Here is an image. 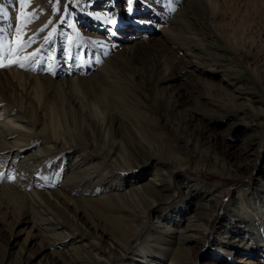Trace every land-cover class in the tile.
<instances>
[{
    "label": "rangeland",
    "instance_id": "obj_1",
    "mask_svg": "<svg viewBox=\"0 0 264 264\" xmlns=\"http://www.w3.org/2000/svg\"><path fill=\"white\" fill-rule=\"evenodd\" d=\"M173 18L198 34V51L187 49L170 30ZM239 50L251 84L228 71L239 69ZM0 62L10 65L0 67V125L26 127L29 136L17 151L9 145L0 153V186L14 193L0 192V264H77L70 243L108 249L115 246L112 239L123 249L111 256V264L121 255L114 264H147L154 260L137 257L147 251L162 255L167 245L157 235L147 236L146 226L159 214L182 208L180 224L187 222L195 206L209 203L211 188L224 197L203 241L190 244L191 262L264 264L261 246L231 257L216 248L222 225H239L226 217L230 201L239 190L264 186V0H0ZM105 62L113 65L106 82L87 83L97 80ZM64 71L81 79L79 88L59 83L65 82ZM31 74L38 84L29 90ZM161 107L172 109L166 116ZM114 120L120 121L118 128ZM18 139L15 132L7 141ZM113 144H120L125 160H131L132 146L145 145L172 149L171 158L177 159L173 200L155 203L141 219L143 231L131 235L123 227L129 220L123 226L113 220L119 209L97 207L116 175L104 169L93 174L77 185L75 196L59 187L75 159L83 169L99 162L83 157L85 145L99 151ZM42 145L49 152L34 176L15 167ZM238 163L247 165L235 171ZM136 171L119 184L118 193L128 196L131 186L151 178L143 171L135 179ZM183 178L193 188L189 203L180 187ZM129 203L128 211L141 212L134 200ZM32 210L38 213L33 220ZM169 218L164 223L170 226L178 220ZM43 219L58 225L53 233L70 234L72 241L53 244L51 233L35 225ZM127 248L137 256H125Z\"/></svg>",
    "mask_w": 264,
    "mask_h": 264
},
{
    "label": "bare ground",
    "instance_id": "obj_2",
    "mask_svg": "<svg viewBox=\"0 0 264 264\" xmlns=\"http://www.w3.org/2000/svg\"><path fill=\"white\" fill-rule=\"evenodd\" d=\"M181 23L182 22L179 19L173 18L169 25L170 30L174 31L177 34V37L180 38L182 44H184L187 49H190L191 51H198L200 46L199 42L201 40L200 37L198 36V34H196L195 31L180 26ZM219 49L231 55L234 54V52H232L229 48L219 47ZM237 54L238 55L235 56L239 69L235 71L228 69V71L239 73V79L242 78V81L251 84L252 81L249 78L245 77V75L243 74V70H241L244 67L241 64L243 52L239 50ZM112 68L113 65L110 62L106 63L103 66L101 73L95 77V79L97 80H90L87 81V83L91 81L93 83H105V72H110L111 70H113ZM114 71L116 72V70ZM64 72V75L67 76L66 79L64 78L65 82L60 81L59 83L62 85L66 84L67 86H72L73 88H79L81 79L79 77L72 78L70 74L66 73V71ZM27 77V88L31 90V86L38 84V79L35 75L32 74L28 75ZM247 92L248 94H251L249 91ZM171 109V107L170 109L166 107L164 109L162 108L161 110L167 116L170 112L169 110ZM7 123L1 121L2 125H0V153L2 152L3 148H6L9 145L11 146L13 152L17 151V149L20 148L29 137L25 133V131H28V129L26 127H23L24 125H22L21 127L25 128L26 130L22 131L20 128L13 129L9 127V124ZM113 123L114 126H116L117 128L119 124H121L119 120H114ZM15 132L20 137H22V139H18L14 142H8L7 140L10 138V135ZM119 138L122 142H125L124 137L119 135ZM146 140L149 141L150 138ZM75 147L82 148L83 145H78ZM48 148L49 147L42 145L41 148H39L37 151L27 155L24 161H20L16 164L15 162H13L14 158L11 159L10 165H12L11 167H14L13 165L16 164L15 167L19 169V171L25 172L32 177L38 171H40V165L44 162L45 158L48 155ZM84 148L86 152L83 154V157L91 156L92 158L98 159L99 162L91 164L89 167L83 169L84 163H80L78 160L75 159L71 163L69 174L63 180L59 187L62 191H65L75 196L77 185L85 183L86 181H90L93 177V174L99 173L104 169L109 171L111 175H116V178L113 179L112 184H110L106 190L107 194L100 198L97 207L100 206L103 208L104 205L107 207L110 206L119 209L120 214L113 220L119 226H123L122 223L128 224L127 220L131 222V225L123 226L124 230L127 233L126 235H128L129 233L130 235L134 234L135 232L140 231V229L141 231H143L146 224L144 222H141V219L147 216V214L153 208L155 203L168 204L173 200L174 195L172 193L171 181L174 175V169H176L175 164L177 162V159H172V149H166L163 146L157 145H145L141 147L138 146V148L136 146H132L131 149L133 154L130 153V158H128L131 160H125V157H123L121 154L122 149L120 148V144H113L111 145V148H102L99 151H95L93 148L87 145H85ZM246 165L247 164L238 163L234 166V169L235 171H238L242 168H245ZM89 169L90 171L89 173H87ZM136 169L140 172L138 173V176L135 177V179L137 177H141V172L143 171L150 172L149 176L151 178L145 182H140L139 186H131L128 191V196H125V194L123 195L118 193L119 184L124 182L125 179L129 178L128 176L132 172H135ZM55 177L56 176H54V178ZM156 181L158 182V185H156ZM190 183L191 181L188 178H183V185L180 186L183 189V199L186 200L188 203L192 197L191 192L193 190ZM18 185V187L25 188L23 184ZM62 191L55 190L53 191V193L57 195V198H61L63 197L61 193ZM211 191L212 188L211 190L207 191L208 194L211 193L209 195L211 197L209 203L207 204L206 202H204L195 206V208L197 209L191 212V218L187 220V222L184 221L180 224L179 218L183 213V208L180 210L177 209L176 211L172 210L166 213L159 214L156 217L155 222L149 226H146L145 230L147 232V236L149 237L152 235H157L161 237L164 240L163 243L167 245V248H161L163 249L162 255L151 253L150 251H147L148 253H142L139 251V253H142V256H138L137 258L143 260L144 262H146V258L148 257L154 260L146 262L147 264H156V262H160L161 264L163 262H165V264H193L190 258V244L196 241H203V232L206 230L209 223L211 222L213 214L221 206V201L224 197L220 192L217 193L216 191H214L217 193L216 195H214ZM0 192L2 194L14 196L12 188H10L8 185L0 186ZM29 197L36 201H39V199H37L35 193L33 192L30 193ZM131 199L135 201V204L141 207L142 210L140 213L127 210L128 207L126 206L130 204L129 200ZM90 205L92 206V203H90ZM105 215L106 214L103 213L104 218H108V216ZM35 216H38V213L37 211L32 210L29 213L30 219L33 220ZM169 217H172L174 219L178 218V220H175L173 226L168 225V223H164L165 221H169L171 219ZM226 217L231 218L234 223H238L239 225H237L238 228L237 226H233L229 223H225L224 225H222V231L219 235L220 239L216 247L219 252H221L225 256L231 257L232 254H234L239 249L253 251L254 249L260 246L264 248L263 185H258L254 187V189L249 190V192L239 190L237 196L233 198L232 201H230L229 203L228 209L226 211ZM35 225H37L38 228L41 229V231L51 233L50 238L53 244H65L72 241V235L70 234L64 235L63 233H53L54 231L58 230V225L52 223L48 219H43V221L40 222L38 221V224L35 223ZM135 238L138 239V236H136ZM112 241H114L115 246H112L108 249L95 242L90 243L87 246L84 244L74 245L73 243H70L69 249L73 254V258L77 264H111V256L116 252L119 253L120 250L123 249L121 245L117 244V241L113 239ZM129 252L132 253L133 256H137V254L135 255V252H137V250L133 252L131 248H127L123 251L125 256ZM122 257L123 256L121 255V259L117 260L116 258V260L112 261V263H120L123 259ZM137 264H143V262L137 261Z\"/></svg>",
    "mask_w": 264,
    "mask_h": 264
},
{
    "label": "snow or ice",
    "instance_id": "obj_3",
    "mask_svg": "<svg viewBox=\"0 0 264 264\" xmlns=\"http://www.w3.org/2000/svg\"><path fill=\"white\" fill-rule=\"evenodd\" d=\"M113 23H115V21H113ZM7 66H10V65H6V64L0 62V67H7ZM19 66H20L21 68H25V65H24L23 63H21Z\"/></svg>",
    "mask_w": 264,
    "mask_h": 264
}]
</instances>
